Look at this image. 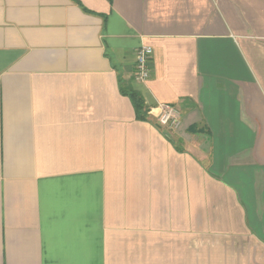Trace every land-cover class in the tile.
Instances as JSON below:
<instances>
[{
  "label": "crops",
  "instance_id": "obj_1",
  "mask_svg": "<svg viewBox=\"0 0 264 264\" xmlns=\"http://www.w3.org/2000/svg\"><path fill=\"white\" fill-rule=\"evenodd\" d=\"M0 264H264V0H0Z\"/></svg>",
  "mask_w": 264,
  "mask_h": 264
},
{
  "label": "built area",
  "instance_id": "obj_2",
  "mask_svg": "<svg viewBox=\"0 0 264 264\" xmlns=\"http://www.w3.org/2000/svg\"><path fill=\"white\" fill-rule=\"evenodd\" d=\"M152 48L142 46L136 51L135 59V80L144 83L149 77L148 62L152 56ZM158 125L170 130H177L180 127V112L172 105L160 103L157 107Z\"/></svg>",
  "mask_w": 264,
  "mask_h": 264
},
{
  "label": "trees",
  "instance_id": "obj_3",
  "mask_svg": "<svg viewBox=\"0 0 264 264\" xmlns=\"http://www.w3.org/2000/svg\"><path fill=\"white\" fill-rule=\"evenodd\" d=\"M121 92L131 100L135 117L139 120L145 119L147 108L145 107L143 99L140 97V95L129 88H121Z\"/></svg>",
  "mask_w": 264,
  "mask_h": 264
}]
</instances>
